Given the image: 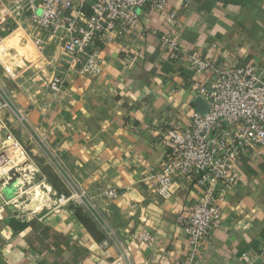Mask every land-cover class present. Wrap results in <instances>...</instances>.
Here are the masks:
<instances>
[{
    "label": "crops",
    "instance_id": "1",
    "mask_svg": "<svg viewBox=\"0 0 264 264\" xmlns=\"http://www.w3.org/2000/svg\"><path fill=\"white\" fill-rule=\"evenodd\" d=\"M0 1L18 24L0 45V83L122 232L136 264H196L180 217L200 190L180 178L162 191L152 175L169 154L164 128L188 125L207 106L189 64L167 60L160 36L171 33L220 67L256 64L264 72V0H171L181 28L150 11L140 46L129 38L110 44L95 77L69 67L61 41L36 30L20 2ZM57 76L63 84L55 90ZM9 133L34 155L45 183L73 201L36 213L1 207L0 264H111L115 249L104 246V234L74 203L65 178L49 160L40 161L47 156L28 127L1 109L0 141ZM235 170L242 182L226 191L224 224L200 264H264V153L243 151Z\"/></svg>",
    "mask_w": 264,
    "mask_h": 264
},
{
    "label": "built area",
    "instance_id": "2",
    "mask_svg": "<svg viewBox=\"0 0 264 264\" xmlns=\"http://www.w3.org/2000/svg\"><path fill=\"white\" fill-rule=\"evenodd\" d=\"M170 1L14 0L21 3L19 6L29 15L36 30L61 41L69 67L80 66L81 73L89 77L101 74L106 48L110 44L129 38L135 48L140 46L147 33L143 18L150 11L167 14L173 28H181L179 13L170 9ZM17 26L10 9L0 1V45L6 34L12 33ZM160 39L165 45L167 60H182L189 64L193 78L197 80L198 95L207 106L206 112L194 111L188 125L177 123L164 128L160 137L168 146L169 154L152 175L162 191H169L180 178H190L198 186L200 194L187 213L180 217V225L187 235L191 261L200 264L208 254L215 232L224 224L226 191L242 182V176L235 170L236 161L245 150L256 148L264 153V72L256 64L241 66L234 63L228 68L220 67L199 52L186 49L171 33L162 34ZM37 42L44 41L38 38ZM130 61L127 56L125 62ZM62 84L63 80L57 76L51 86L57 90ZM1 109H9L28 127L48 160L65 178L77 196L74 203L104 234V246L115 249L111 264H136L122 232L88 196L59 153L0 83ZM9 140L25 154L10 133L6 134L4 142ZM12 152L16 153L14 149ZM12 152L0 148V170L7 162L8 153ZM3 178L4 174L0 172V182ZM8 178L9 181L11 177ZM106 194L109 198L116 196L113 191ZM53 195L57 197L55 208L73 201L70 200L72 196L58 193L54 188ZM143 239L150 237L145 234ZM262 252L264 255V247Z\"/></svg>",
    "mask_w": 264,
    "mask_h": 264
},
{
    "label": "rangeland",
    "instance_id": "3",
    "mask_svg": "<svg viewBox=\"0 0 264 264\" xmlns=\"http://www.w3.org/2000/svg\"><path fill=\"white\" fill-rule=\"evenodd\" d=\"M0 148L10 149V152L12 149L16 151L8 153L7 162L0 170L4 174L0 182V208L9 206L16 210L19 208L31 212L55 208L57 197L53 195V188L46 185L43 171L38 168L39 163L35 161L34 155L27 152L26 147L25 154H21L19 152L21 149L15 146L12 140L4 142V138L1 140ZM40 161L47 162L48 158ZM9 176L11 179L8 181Z\"/></svg>",
    "mask_w": 264,
    "mask_h": 264
},
{
    "label": "water",
    "instance_id": "4",
    "mask_svg": "<svg viewBox=\"0 0 264 264\" xmlns=\"http://www.w3.org/2000/svg\"><path fill=\"white\" fill-rule=\"evenodd\" d=\"M203 112H205V110H203Z\"/></svg>",
    "mask_w": 264,
    "mask_h": 264
}]
</instances>
